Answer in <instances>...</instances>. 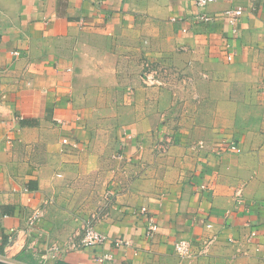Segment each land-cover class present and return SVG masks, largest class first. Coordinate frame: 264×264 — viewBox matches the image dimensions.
<instances>
[{"label":"crops","instance_id":"crops-1","mask_svg":"<svg viewBox=\"0 0 264 264\" xmlns=\"http://www.w3.org/2000/svg\"><path fill=\"white\" fill-rule=\"evenodd\" d=\"M204 12L215 19L198 21L195 0H0V260L264 264V0ZM146 64L164 86L142 85ZM87 224L106 242L48 254ZM178 240L212 241L181 258Z\"/></svg>","mask_w":264,"mask_h":264},{"label":"built area","instance_id":"built-area-1","mask_svg":"<svg viewBox=\"0 0 264 264\" xmlns=\"http://www.w3.org/2000/svg\"><path fill=\"white\" fill-rule=\"evenodd\" d=\"M214 1L215 0H195V6L199 10V13L195 17L198 21L207 23V22H212L215 19V15H210L204 12V9L206 8V6ZM241 14H242V11L240 8H236L233 10H227L223 13V15L225 16L229 24H234ZM171 21L174 22L176 21V19L171 18ZM183 31H185V29H183ZM13 54L17 55L18 53L14 52ZM232 59H233V53L230 55H227L226 60L228 62L232 61ZM141 78H142V85L145 88H159V87L164 86V81L161 78V74H159L158 71L155 68H153L150 64L145 65ZM61 143L63 145H70L71 148L73 149L78 148L77 143H69L66 138H63ZM228 148L234 151L237 150V148L234 145H231ZM234 198L237 203L241 201V190L240 189L235 190ZM145 211H146L145 208L141 209L142 213H145ZM41 218H42L41 208H37L33 210L31 213H29L28 216L26 217V221H25L26 228L24 230V233L29 234V232L32 231V229L40 221ZM157 230H158V225L156 224V222L152 218H147L145 236L148 239H152L157 233ZM256 235H257L256 232L252 231L250 233V238H254L256 237ZM106 240L107 238L104 234L95 230L92 225L87 224L81 235L71 238L69 242H67V244L64 246L53 245L51 248H49L48 254L52 258H54L65 252H70V251H75V250H79L83 248H91L94 246L102 245L103 243L106 242ZM211 241L212 240L203 242L202 247L197 251V253H194L192 249V244L185 240H178L174 242L173 249L177 256L181 258H187L193 255H198V254L205 252L208 244H210ZM127 245H128L127 241H123V240L114 241L115 247H123ZM96 260L99 263H103V262L111 261L112 256L109 254H102L101 256L96 257Z\"/></svg>","mask_w":264,"mask_h":264},{"label":"water","instance_id":"water-1","mask_svg":"<svg viewBox=\"0 0 264 264\" xmlns=\"http://www.w3.org/2000/svg\"><path fill=\"white\" fill-rule=\"evenodd\" d=\"M0 264H12V263L0 260Z\"/></svg>","mask_w":264,"mask_h":264},{"label":"trees","instance_id":"trees-1","mask_svg":"<svg viewBox=\"0 0 264 264\" xmlns=\"http://www.w3.org/2000/svg\"><path fill=\"white\" fill-rule=\"evenodd\" d=\"M17 261H22V257H18L17 258Z\"/></svg>","mask_w":264,"mask_h":264}]
</instances>
